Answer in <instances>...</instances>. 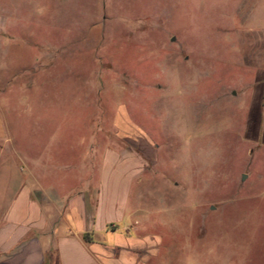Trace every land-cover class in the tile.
Wrapping results in <instances>:
<instances>
[{
	"label": "rangeland",
	"instance_id": "374dc122",
	"mask_svg": "<svg viewBox=\"0 0 264 264\" xmlns=\"http://www.w3.org/2000/svg\"><path fill=\"white\" fill-rule=\"evenodd\" d=\"M260 115L264 0H0V193L96 195L125 151L150 264H264Z\"/></svg>",
	"mask_w": 264,
	"mask_h": 264
},
{
	"label": "crops",
	"instance_id": "0c3cea01",
	"mask_svg": "<svg viewBox=\"0 0 264 264\" xmlns=\"http://www.w3.org/2000/svg\"><path fill=\"white\" fill-rule=\"evenodd\" d=\"M260 116L258 135L264 138ZM126 154H115L120 161L106 168L114 172H106L96 195L46 193L40 198L21 184L9 194L1 190L0 264L160 263L162 242L140 234L142 209L132 205ZM239 249L238 259L229 261L227 253L221 264H252L247 249Z\"/></svg>",
	"mask_w": 264,
	"mask_h": 264
},
{
	"label": "trees",
	"instance_id": "16d2710c",
	"mask_svg": "<svg viewBox=\"0 0 264 264\" xmlns=\"http://www.w3.org/2000/svg\"><path fill=\"white\" fill-rule=\"evenodd\" d=\"M86 239H88V237H85Z\"/></svg>",
	"mask_w": 264,
	"mask_h": 264
},
{
	"label": "water",
	"instance_id": "95a60500",
	"mask_svg": "<svg viewBox=\"0 0 264 264\" xmlns=\"http://www.w3.org/2000/svg\"><path fill=\"white\" fill-rule=\"evenodd\" d=\"M246 177H244V179H245Z\"/></svg>",
	"mask_w": 264,
	"mask_h": 264
}]
</instances>
